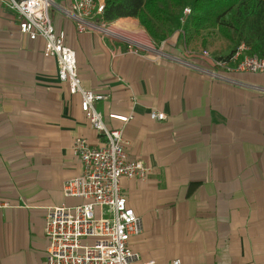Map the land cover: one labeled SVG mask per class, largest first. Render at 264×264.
Instances as JSON below:
<instances>
[{
  "label": "crops",
  "instance_id": "crops-1",
  "mask_svg": "<svg viewBox=\"0 0 264 264\" xmlns=\"http://www.w3.org/2000/svg\"><path fill=\"white\" fill-rule=\"evenodd\" d=\"M7 1L0 0V264H43L46 212L80 203L63 194V184L82 173L72 144L84 138L96 148L101 140L79 96L58 83L42 40L19 33ZM50 15L75 52L83 88L104 97L96 109L133 117L126 124L105 117L122 131L129 157L150 169L144 181H121L142 222L130 249L156 264H264V95L138 50L133 33L149 36L137 19L110 23L118 31L112 38L79 34L71 21ZM183 24L163 41L149 39L195 66L209 60L185 56L182 47L219 57L232 52L214 30L185 41ZM262 30L255 39H264ZM230 78L262 82L256 74ZM151 112L165 119L151 120Z\"/></svg>",
  "mask_w": 264,
  "mask_h": 264
},
{
  "label": "built area",
  "instance_id": "built-area-1",
  "mask_svg": "<svg viewBox=\"0 0 264 264\" xmlns=\"http://www.w3.org/2000/svg\"><path fill=\"white\" fill-rule=\"evenodd\" d=\"M5 5L15 13L21 35L30 41L42 40L43 56L55 60L58 83L65 85L71 96H79L80 110L101 140L96 148L90 147L84 138H76L72 144V152L80 161L82 173L63 184V194L80 200V203L54 207L46 212L43 227L48 242L45 264H156L153 260L142 262L129 247L130 239L141 234L142 222L128 207L121 186L123 179L146 180L150 169L142 160L129 157L122 131L105 122L106 117L126 124L133 117L114 113L104 116L96 109V104L104 97L83 88L75 52L66 45L64 32L56 30L50 15L56 10L74 24L79 34L116 38L118 31L102 19L105 0H9ZM189 14L190 9L185 8L180 22L184 23ZM136 46L157 59H169L210 79L244 86L264 95V57L249 54L244 44L222 57L185 48V56L209 60L206 67L170 56L147 43L136 42ZM239 73L259 75L262 82L260 85H245L230 78V75ZM149 118L163 121L165 115L151 112ZM168 264L182 262L175 259Z\"/></svg>",
  "mask_w": 264,
  "mask_h": 264
},
{
  "label": "trees",
  "instance_id": "trees-1",
  "mask_svg": "<svg viewBox=\"0 0 264 264\" xmlns=\"http://www.w3.org/2000/svg\"><path fill=\"white\" fill-rule=\"evenodd\" d=\"M185 8L190 9L182 27L185 41L214 30L231 42L233 50L244 44L249 54L264 57V39H255L264 25V0H105L102 19L107 23L137 19L151 39L163 41Z\"/></svg>",
  "mask_w": 264,
  "mask_h": 264
},
{
  "label": "rangeland",
  "instance_id": "rangeland-1",
  "mask_svg": "<svg viewBox=\"0 0 264 264\" xmlns=\"http://www.w3.org/2000/svg\"><path fill=\"white\" fill-rule=\"evenodd\" d=\"M52 15L54 16V17H60L61 15L56 11V10H52ZM111 26H113V25H111ZM209 32H211V30L209 31ZM133 35L135 36V39L136 40H138V41H140V42H142L143 44L144 43H147V44H150L151 46H153L155 49H158V46H156L155 44H153L151 41H150V37L148 38V37H146V35H144V34H141V33H138V32H134L133 33ZM133 36V37H134ZM149 40V43H148V40ZM216 39V38H215ZM146 40V41H145ZM215 42L217 43V46H219V44H221V42H220V40H218V39H216L215 40ZM184 43V42H183ZM213 46H214V44H212ZM185 47H182L181 49L184 51L185 49H184ZM188 49V48H187ZM43 264H45V262H43Z\"/></svg>",
  "mask_w": 264,
  "mask_h": 264
}]
</instances>
